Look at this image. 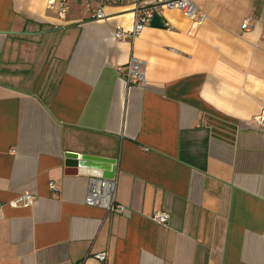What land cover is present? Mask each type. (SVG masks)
Masks as SVG:
<instances>
[{
	"label": "crops",
	"instance_id": "0c3cea01",
	"mask_svg": "<svg viewBox=\"0 0 264 264\" xmlns=\"http://www.w3.org/2000/svg\"><path fill=\"white\" fill-rule=\"evenodd\" d=\"M47 1L0 0V264H264V0H193L203 22L165 10L123 42L128 5ZM131 55L145 86L116 71ZM88 177L123 211L86 206Z\"/></svg>",
	"mask_w": 264,
	"mask_h": 264
},
{
	"label": "built area",
	"instance_id": "2783aa9c",
	"mask_svg": "<svg viewBox=\"0 0 264 264\" xmlns=\"http://www.w3.org/2000/svg\"><path fill=\"white\" fill-rule=\"evenodd\" d=\"M85 8L89 10L91 20H103L106 18L104 8L106 6H116L126 4L129 6V13L132 16V26L129 30L121 27L114 29V39L119 42L133 41L142 30L150 25L153 16H160L165 10L179 11L184 17L199 24L205 20V14L200 11L193 0H80ZM47 7L54 11L56 18L64 21L67 18L70 0H48ZM248 20L245 19L241 24L242 30H247ZM264 38V34L262 35ZM117 73L122 76L127 86H145L143 73V61L131 55L127 63L117 68ZM255 123L264 128V112L255 118ZM116 179L105 180L98 177H88L87 190L84 204L88 207L98 208L106 214L111 212L120 213L123 211L121 206L115 203ZM49 188L54 190V185L49 184ZM33 202V197L29 194L20 196L16 201L11 202L13 206L29 207ZM170 217L165 212L156 213L152 221L158 225L165 226ZM94 258L104 262L105 254H95Z\"/></svg>",
	"mask_w": 264,
	"mask_h": 264
},
{
	"label": "water",
	"instance_id": "95a60500",
	"mask_svg": "<svg viewBox=\"0 0 264 264\" xmlns=\"http://www.w3.org/2000/svg\"><path fill=\"white\" fill-rule=\"evenodd\" d=\"M149 26L154 28H164V23L159 16L155 15L153 16Z\"/></svg>",
	"mask_w": 264,
	"mask_h": 264
}]
</instances>
